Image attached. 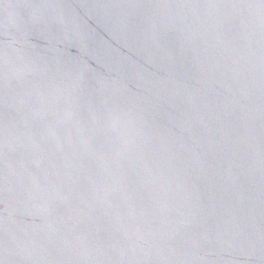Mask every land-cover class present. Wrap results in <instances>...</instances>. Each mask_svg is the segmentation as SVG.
I'll use <instances>...</instances> for the list:
<instances>
[{
  "label": "water",
  "instance_id": "water-1",
  "mask_svg": "<svg viewBox=\"0 0 264 264\" xmlns=\"http://www.w3.org/2000/svg\"><path fill=\"white\" fill-rule=\"evenodd\" d=\"M0 264H264V0H0Z\"/></svg>",
  "mask_w": 264,
  "mask_h": 264
}]
</instances>
